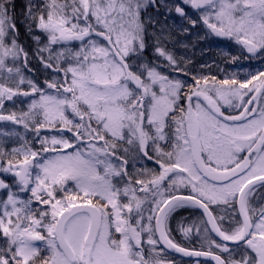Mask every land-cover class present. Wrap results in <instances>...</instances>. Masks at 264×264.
<instances>
[{
    "label": "snow or ice",
    "instance_id": "6c2138e0",
    "mask_svg": "<svg viewBox=\"0 0 264 264\" xmlns=\"http://www.w3.org/2000/svg\"><path fill=\"white\" fill-rule=\"evenodd\" d=\"M172 253L264 264V0H0V264Z\"/></svg>",
    "mask_w": 264,
    "mask_h": 264
},
{
    "label": "flooded vegetation",
    "instance_id": "af4514ba",
    "mask_svg": "<svg viewBox=\"0 0 264 264\" xmlns=\"http://www.w3.org/2000/svg\"><path fill=\"white\" fill-rule=\"evenodd\" d=\"M226 42L224 41H217L215 42L213 45H212V51H209L207 53H205V56L204 57H201L199 55V52H197V59H207L209 62L214 59L216 57V49L217 48H224ZM259 66V62L256 61V62H247V61H242L241 62V69L243 68H255V67H258ZM221 67H227L229 71H232V70H235L234 66H224V65H221ZM214 71V70H213ZM217 74H220V75H223L222 73H217ZM241 75H243V72L241 71ZM177 238L180 239V236L179 234L177 233L176 234Z\"/></svg>",
    "mask_w": 264,
    "mask_h": 264
},
{
    "label": "trees",
    "instance_id": "16d2710c",
    "mask_svg": "<svg viewBox=\"0 0 264 264\" xmlns=\"http://www.w3.org/2000/svg\"><path fill=\"white\" fill-rule=\"evenodd\" d=\"M184 215H185V216H188L189 213H188V212H185ZM173 226L175 227V225H173ZM176 234H177V233H176ZM176 234H175V235H176ZM177 239H178V238H177ZM174 258L176 259L177 264H183V262L185 261V260L179 259V258H177V257H174Z\"/></svg>",
    "mask_w": 264,
    "mask_h": 264
},
{
    "label": "water",
    "instance_id": "95a60500",
    "mask_svg": "<svg viewBox=\"0 0 264 264\" xmlns=\"http://www.w3.org/2000/svg\"><path fill=\"white\" fill-rule=\"evenodd\" d=\"M172 256L177 257V258L182 259V260H185V261L188 259V258H183L179 254H176V253H172Z\"/></svg>",
    "mask_w": 264,
    "mask_h": 264
}]
</instances>
